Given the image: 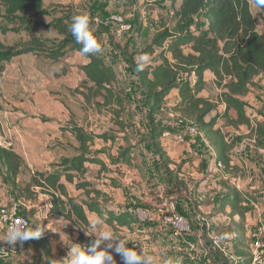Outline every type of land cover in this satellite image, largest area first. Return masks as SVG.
<instances>
[{"label": "trees", "instance_id": "16d2710c", "mask_svg": "<svg viewBox=\"0 0 264 264\" xmlns=\"http://www.w3.org/2000/svg\"><path fill=\"white\" fill-rule=\"evenodd\" d=\"M0 5L6 18L18 23L12 29L0 25L1 35L23 32L31 35L29 40L22 44L18 42L14 47H7L0 38V81L6 66L17 57L45 55L47 60L55 62L63 59L68 52L80 53L82 46L75 42L69 31V16L54 20L51 27L57 37L43 41V37L32 36L40 26L33 20L48 14L43 10L42 0H0ZM259 8L264 15V7ZM174 20L172 28L164 25L156 31L150 45L143 51L154 65L138 72L150 115L152 147L160 160L166 163L159 138L165 133L177 135L180 131L157 125L156 117L173 112L180 121L198 129L214 151L217 163L222 165L223 173L230 174L235 170L231 153L247 138H254L256 146L264 148V127L252 123L243 101L256 87V79L264 76V34L257 30L249 0H181ZM46 42L52 43L51 49H46ZM83 56L88 64L81 68L85 77L80 94L87 104L108 109L116 118L115 124L122 125L120 120L125 103L116 70L98 53ZM207 72L213 75L214 85L219 90L216 101L202 96ZM183 76L185 80H182ZM192 77H195L193 83L190 81ZM175 90L179 93V101L168 108L167 98ZM243 127L249 131L248 135H234L226 131L233 129L238 132ZM66 130L75 138L78 147L75 155L63 158L55 166L56 170L36 171L29 184L20 187L17 180L22 159L13 149L1 145L0 169L7 172L6 183L25 200H33L38 194L48 196L51 202L49 214L73 223L79 230L78 243L87 247L95 239L93 236L86 238L85 231L90 229L88 212L102 217L103 223L115 231L122 227L130 228L138 221L127 212L117 214L112 211L108 206L109 196L93 188L85 178L88 165H98L101 171L107 170L105 162L92 155L91 148L96 138L105 141L110 138L107 135L92 136L79 126ZM120 163L140 168L130 157L129 149L111 159L113 165ZM166 170L169 171L168 167ZM180 184L184 183L176 178L168 193L178 192L173 189ZM68 185L82 191L86 199L78 200L71 195ZM245 204L246 199L241 192L229 189L215 211V214H220L230 210V214L240 218L238 226L234 225L232 231L226 230L221 235H235L231 252L237 261L233 264H252L245 221L253 208ZM34 244L43 252L44 264L61 260L53 258L52 248L41 236L34 238Z\"/></svg>", "mask_w": 264, "mask_h": 264}, {"label": "rangeland", "instance_id": "374dc122", "mask_svg": "<svg viewBox=\"0 0 264 264\" xmlns=\"http://www.w3.org/2000/svg\"><path fill=\"white\" fill-rule=\"evenodd\" d=\"M51 1L54 3L53 8H56V10L33 20L40 23L35 36H43V41H47V36H52L55 33L53 29L47 30V25L54 20L66 16L72 19L75 14L80 12L89 14L93 34L102 46V50L98 54L104 57L108 63L113 64V68L118 75L119 87L122 90L125 103L121 115L122 120H120L122 125L117 126L115 124L116 118L108 109L85 102L80 94L83 91L80 90V86L84 78L81 64L76 60L75 53H70L63 60L55 62L47 60L45 55L20 57L12 60L6 66L5 73L0 81V121L2 123L0 137H4L7 132L8 120L10 116H13L15 120L17 118L26 120L25 132L34 133L38 141L40 139V142L44 144V147L39 149L40 154L34 160L33 155L27 154L30 152L28 147L27 149L21 146L17 147L14 142V152L22 159V168L17 180L20 187L29 184L34 172L56 170L55 166L63 158L75 155L78 144L66 128L79 126L80 121H83V128L86 131V126L90 129L93 125L91 117L94 114L99 115L98 122L95 121L94 125L99 124L104 135L110 138L109 141L95 139L91 148L94 157H101L111 163V159L117 158L121 151L129 149L131 152V150L143 145L151 149L146 150L144 155L151 156L154 149L151 141H149L150 138L147 134L141 136L140 132L145 125H148L147 120H149L150 115L147 111V102L136 71L137 58L144 55L143 51L150 45L156 31L164 25L169 28L174 26V13L181 4V0H79L78 4H74L73 1L70 2L72 4H67L66 1L68 2V0ZM249 2L257 30L259 33L264 34V15L254 3V0H249ZM44 5L47 6V0H44ZM108 5H112V8ZM44 12L47 13V10H44ZM113 15H122L133 25L134 31L121 39L113 36L114 25L111 22V16ZM0 25L6 29H12L18 25L17 22H11L6 18L5 10L1 5ZM0 36H2L1 33ZM5 36L1 38L7 47H14L18 42L22 44L30 38V34L26 32L19 33V35L8 33ZM45 47L51 49L52 43L47 44L46 42ZM153 65L149 58V62L145 67H152ZM182 80H185V76L182 77ZM213 81L212 79L207 80L202 96L216 101L219 90ZM255 83L256 87L243 101L252 123L255 126L264 127V76L257 78ZM78 89L80 92H77ZM173 100L169 99L168 104H171ZM134 107L136 109H133ZM108 114L113 115V121H108ZM126 117L128 123L124 121ZM135 117L139 118L140 128L131 123ZM156 120L164 127L167 125L172 129L179 131L184 129L183 131L187 132L186 124L180 123L178 116L174 113L166 114L165 117L156 118ZM132 127L133 130H131ZM57 128L64 133H68V138L62 139L63 147L57 144L58 140L55 142L48 138L47 140L50 143L42 140L46 139L49 134L52 137ZM125 128H127L126 131ZM127 130L131 131L128 132ZM228 130L234 135L249 134L245 127L238 132L233 129H227L226 131ZM98 134L102 133L98 131ZM119 134L125 136H119ZM109 142H111V146H106ZM47 143L49 146L54 145V149L59 150L57 152H45L44 148H46ZM29 144V149L36 144L37 147H42L39 142L34 140H31ZM238 147L242 148L241 154L235 152L234 157L241 162L239 165L240 176L245 177L251 173L253 162L260 160L263 152L257 149L254 138H247ZM188 162H191V160L183 161L181 167L178 166V170L172 175L175 177L178 176L179 172L180 174L184 173L183 168H186L188 173H192V165L186 166ZM127 169L135 170L136 168L127 166ZM6 174L5 170L0 169V216L6 211L17 209L24 217L29 219V228L39 229L43 226L44 231H42L41 237L52 248L53 258H65L68 248H71L73 244L80 245L78 243L79 230L77 227L63 218L49 214L51 202L48 196L38 194L33 200H25L10 184L6 183ZM94 174L92 175L96 177V174ZM118 174L121 176L120 173ZM186 187L187 185L180 184L178 188L175 187L173 190L183 192L186 191ZM68 188L70 193L78 200L86 199L84 193L76 191L74 185H68ZM249 197L257 203L260 201L256 196ZM50 222H53V224L49 225ZM86 238H88L87 235ZM247 245L250 248L248 239ZM44 262L43 252L37 249L34 238L24 242L22 247L19 243L11 245L7 242L6 231L0 226V264H44Z\"/></svg>", "mask_w": 264, "mask_h": 264}, {"label": "crops", "instance_id": "0c3cea01", "mask_svg": "<svg viewBox=\"0 0 264 264\" xmlns=\"http://www.w3.org/2000/svg\"><path fill=\"white\" fill-rule=\"evenodd\" d=\"M72 1L74 4L79 3V0H68L66 3L72 4L70 3ZM42 4L43 10H47V13L56 10V8H53L55 5L51 0H47V6L44 5V0H42ZM108 6L112 8V5ZM52 23L47 25V30H52ZM35 33H33L32 36L35 37ZM2 36L6 37L4 35ZM2 36H0V38ZM56 37L57 33H53L52 36H47V38ZM2 42L4 43L3 40ZM70 53H75V58L81 64V68L88 64V60L78 52H68L64 58ZM28 56L35 55L28 54L20 57ZM106 63L113 66V64L108 63L107 61ZM82 74L84 78V73L82 72ZM205 78L206 82L207 80H214L213 75L208 72L206 73ZM194 79L195 77L190 79L192 83L195 81ZM169 99H174L171 104H168ZM178 101L179 93L175 90L167 98L166 107L170 108ZM133 109H136V107ZM170 113L173 112H168L166 114ZM165 115L161 117H165ZM107 117L109 122L114 119L112 114H108ZM161 117L158 116L156 118ZM98 118V114L92 115V127L90 129L87 128V126L85 127L88 134L96 136L104 135L102 132L103 129L99 127V124L94 125ZM127 120V117L124 118L126 123H128ZM147 122L148 125H145L140 132L141 136L147 134L150 138L149 141H151L150 116ZM156 122L157 125H160L157 120ZM131 123L135 124V127L140 128L138 117H135ZM180 123L185 122L180 121ZM25 125L26 120L21 118L15 120L13 116H10L7 125V132L4 134V137H0V139L1 141H4V144L6 142L4 139L11 141V149H13V151H15L14 142L17 147L21 146L26 149L28 147L30 152L27 154L33 155L32 158L36 160L37 155L40 154L39 149H42L44 144L40 142V139L38 141V138L34 136V133H26L24 128ZM165 126L168 127L167 125ZM79 127H84L83 121H80ZM126 129L127 128H125V131ZM131 130H133V127ZM131 130L127 131L129 132ZM183 130L180 131L181 133L179 134L186 137V144H179L173 134L167 136L165 133L159 138L161 147L165 151L166 163H163L160 160L154 150L151 156H145L144 154H146V150L151 149L143 145L130 152V157H132L133 162L140 167L139 169H127V166L122 163L113 165L107 160L98 157L105 162L107 170L101 171V167L98 165H88L86 180L90 182L95 189H98L109 196L108 206L117 214L127 212L131 215L130 210L135 208H143L153 213H158V211L168 203H173L180 213L190 219L192 223V233L185 239H177L171 235L170 231L161 222L146 225L134 223L130 228L122 227L118 228L116 231L104 223H101L97 225L96 230H109L121 238H127V246L129 248L137 250L138 253L141 248H144L150 255H153L157 259L158 264H163V261L168 257L176 256L183 257V264H233L237 259L233 257V254L232 256L226 254L223 249H230L231 251L232 241L235 238V235H221L226 230L232 231L235 227L234 225L238 226L240 218L237 215L230 214V210H225L220 214H215V211L222 203V199L228 190L236 189L243 195H253L260 200L258 201V204L261 207V211L251 212L246 216L247 239L250 233L255 230L259 222H264V148L257 147L259 151L263 152L261 154V159L253 162L251 173L248 176L242 177L240 176L241 172H239V165L241 162L234 157L235 152L240 153L242 148L236 147L231 153L232 165L235 167V170L232 174L230 173L226 175L222 170L216 167V156L208 142L203 137H191L187 130L186 133ZM98 131L102 134H98ZM135 132L137 133L138 131ZM67 134V132L64 133L57 128L55 133L52 134V137L49 134L46 139L42 140L49 143V140L55 142L58 140L59 143L57 142V144L63 147L62 139H67ZM119 136L125 135L119 134ZM48 138L49 140H47ZM31 140L39 142L42 147H37L36 144L32 145L29 149V142ZM106 146H111V142ZM54 148V145L49 146L47 143L44 151L49 153L52 151L57 152L59 150ZM187 159H190L191 162L186 163V166L191 164L193 172L188 173L186 168H183L184 173L180 174L179 172L178 176L174 177L172 173H175L176 170L181 167V163ZM166 167H168L169 171L166 170ZM93 173L96 174V177L92 175ZM118 173H120L121 176ZM176 177L179 181L184 183L183 185H187L185 189L186 191L169 194L168 192L173 188V182ZM87 215L90 225L99 218L94 213L88 212ZM89 231L91 232L92 229L90 228ZM93 237L95 238L94 235ZM103 247L104 245H102V248ZM62 259L63 257L61 260ZM115 259L117 264H122L119 255H115Z\"/></svg>", "mask_w": 264, "mask_h": 264}, {"label": "clouds", "instance_id": "9594fccd", "mask_svg": "<svg viewBox=\"0 0 264 264\" xmlns=\"http://www.w3.org/2000/svg\"><path fill=\"white\" fill-rule=\"evenodd\" d=\"M255 3L258 7H264V0H255ZM69 31L75 38V42L82 46L79 49L81 55L87 56L101 52L102 46L93 34L91 19L87 12H80L72 17ZM148 62L147 54L138 57L136 71H143ZM101 223H103L102 217L90 225L91 232L85 231L87 236H95V239L87 247L73 244L71 248H68L65 258L53 260L51 264H117L115 255L120 256L122 264H158L157 259L144 248H141L139 253L137 250L129 248L127 238H121L109 230L97 231V225ZM51 224L53 222L49 223V225ZM42 231H44L43 226L34 229L27 227L26 224L17 225L13 222L6 234L7 242L11 245L19 243L22 247L24 242L40 237ZM102 245H104L103 248ZM163 264H183V257H168L163 261Z\"/></svg>", "mask_w": 264, "mask_h": 264}, {"label": "built area", "instance_id": "2783aa9c", "mask_svg": "<svg viewBox=\"0 0 264 264\" xmlns=\"http://www.w3.org/2000/svg\"><path fill=\"white\" fill-rule=\"evenodd\" d=\"M111 22L114 25L113 36L121 39L125 35L134 31L133 25L125 19L122 15L111 16ZM187 125L188 134L191 137H203V135L190 123ZM170 136L171 133H166ZM175 139L179 144L186 143V137L182 134L175 135ZM0 145L9 149L12 147L10 142L1 141ZM216 167L221 170L222 165L216 162ZM246 204L253 208V212H260L261 207L259 204L250 199L249 196L244 195ZM131 216H133L140 225L154 224L161 222L171 233V235L177 239H185L192 233V223L188 217L180 213L173 203H168L165 207L161 208L158 213H153L146 209L135 208L130 210ZM15 222L17 225L26 224L30 227V221L27 217H24L17 209H12L4 212L0 216V226L4 231H8L9 226ZM250 253L252 256V264H264V222H259L254 231H252L248 237ZM223 251L232 256L230 249H223Z\"/></svg>", "mask_w": 264, "mask_h": 264}]
</instances>
